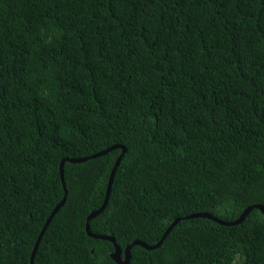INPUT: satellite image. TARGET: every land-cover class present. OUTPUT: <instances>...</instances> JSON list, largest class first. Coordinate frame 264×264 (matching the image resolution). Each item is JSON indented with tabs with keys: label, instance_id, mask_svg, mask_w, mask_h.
Segmentation results:
<instances>
[{
	"label": "trees",
	"instance_id": "obj_1",
	"mask_svg": "<svg viewBox=\"0 0 264 264\" xmlns=\"http://www.w3.org/2000/svg\"><path fill=\"white\" fill-rule=\"evenodd\" d=\"M264 264V0H0V264ZM65 196L35 241L53 208Z\"/></svg>",
	"mask_w": 264,
	"mask_h": 264
},
{
	"label": "water",
	"instance_id": "obj_2",
	"mask_svg": "<svg viewBox=\"0 0 264 264\" xmlns=\"http://www.w3.org/2000/svg\"><path fill=\"white\" fill-rule=\"evenodd\" d=\"M113 148H121L122 149V152L117 156L113 166H112V169L110 171V174H109V177H108V182H107V187H106V194H105V198H104V201L102 203V205L98 208V209H95V210H92L86 217V222H85V230L87 232V234L93 238H100V239H106V240H109L113 243V250L109 253L110 254V257H112L114 259V261L118 264H128L129 260H130V248L131 246L133 245H141L143 246L144 248H147V249H152V248H156L158 247L162 241H163V238L165 237V235L167 234V232L169 231V229L171 228V226L173 224L176 223V221L178 220L177 218L170 224V226L166 229V231L164 232L163 236L160 238V240L158 242H156L155 244H152V245H149L141 240H138V239H135L133 240L131 243L127 244L124 248V250H122L120 248V246L116 243L115 241V238L114 236L112 235H109V234H98V233H94L90 230V226H89V220L91 218H93L94 216H96L100 211H102L104 209V207L106 206V203L108 201V196H109V193H110V189H111V184H112V181H113V177H114V174H115V170L117 168V166L119 165V162H120V159L122 157V154L123 152L125 151V147L124 145L122 144H114L110 147H107L106 149H103L99 152H96L90 156H85V157H77V158H64L61 160L60 162V165H59V172H60V176H61V180H62V183H63V186L65 188V184H64V176H63V163L65 160H69V161H72V162H80V161H84L88 158H91V157H96L98 155H102V154H105L106 152H108L109 150L113 149ZM65 200V196L62 198V200L53 208L51 214L49 215V217L46 219L44 225L42 226V229L41 231L39 232L38 234V237L35 241V244H34V248H33V251H32V255L31 257L33 256V253L36 249V246L38 245L39 241H40V238L42 236V233L44 232V230L46 229L50 219H51V216L54 214V212L57 210V208L64 202ZM253 207H256V208H259L260 211L262 212L263 216H264V206H262L261 204H252V205H249L247 206L243 211L242 213L240 214V216L237 218V219H234L232 221H226V220H223V219H220L216 216H213L211 213L209 212H197V213H192V214H189L188 217H207V218H210L216 222H219L221 224H234V223H237L239 221L242 220L243 216L249 211L251 210ZM30 264H32V262H30Z\"/></svg>",
	"mask_w": 264,
	"mask_h": 264
},
{
	"label": "clouds",
	"instance_id": "obj_3",
	"mask_svg": "<svg viewBox=\"0 0 264 264\" xmlns=\"http://www.w3.org/2000/svg\"><path fill=\"white\" fill-rule=\"evenodd\" d=\"M110 235V234H109ZM124 250V249H123Z\"/></svg>",
	"mask_w": 264,
	"mask_h": 264
}]
</instances>
